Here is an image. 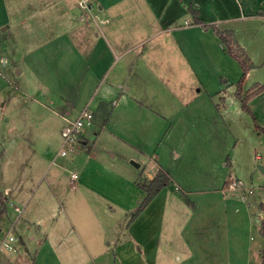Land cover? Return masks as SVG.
Instances as JSON below:
<instances>
[{
  "label": "crops",
  "instance_id": "0c3cea01",
  "mask_svg": "<svg viewBox=\"0 0 264 264\" xmlns=\"http://www.w3.org/2000/svg\"><path fill=\"white\" fill-rule=\"evenodd\" d=\"M263 129L264 0H0V198L24 204L1 264H262ZM123 167L145 197L171 180L103 247L112 180L145 199Z\"/></svg>",
  "mask_w": 264,
  "mask_h": 264
},
{
  "label": "rangeland",
  "instance_id": "374dc122",
  "mask_svg": "<svg viewBox=\"0 0 264 264\" xmlns=\"http://www.w3.org/2000/svg\"><path fill=\"white\" fill-rule=\"evenodd\" d=\"M234 51H235V53H239V51L236 49V47H234ZM96 132L100 133V129H97ZM89 141L93 144L94 138L93 139L92 138H89ZM248 147H250V146H248ZM248 147H247V149H248ZM119 170L122 172V174L124 175V177L126 179H128V180L129 179L131 180L134 177V180L137 182L135 188L137 190H139V189L142 190L143 189V199H144V197L146 195V192L144 190V187L142 185H140V183H139L140 180H138V175H139L138 169H133V171L130 172V171L127 170V168L123 167V169H119ZM101 176H104L105 177V174L103 173ZM112 182H113L112 189H113V191L116 192L117 197L115 199H111V200L106 201V203L107 202L108 203H111L112 204V207L113 208L115 207L114 209H116L117 212L116 213H113V214H109L108 216H104V218H103V219H105V221H107L106 223L109 222L112 225V226L110 225V231L108 232V235H107V237L105 239H104L103 236H100V242H101V245L103 247L104 246L108 247L109 246L108 243L111 242V241H113V244L116 243L118 237L121 238V239L124 238L125 234L128 233V229H127L128 228V225L130 224V222L132 224V222L134 221V219L140 214V212H139L138 214L135 215V213L137 212V209L136 208H138L139 204H141V202H142V199L140 200V198H139L140 202L137 204L138 199H137L136 196H134L135 194H134V191L133 190H125L126 196H123L125 198V200H118V195L120 194L118 191L121 190V185L122 184L118 183L116 180H114V181L112 180ZM144 182H145V180H144ZM248 183L251 186H255V187H258V188H259V185H260V182H258L257 180H254V179L252 181L249 180ZM0 191L2 192L3 189L0 188ZM2 198H3V196H2ZM4 203H5L6 206H8V211H10L9 212V215H10L9 216V219L10 220L7 221V222L8 223L10 222L9 225H10V229L12 230V238L14 237V238L17 239V237H19V236L16 233L22 234V232L19 229V227L17 228V225H16V229H15V225L13 224V222H15L17 220L19 214H18L17 211L14 210V207L10 203H8V202H4ZM81 203L83 205H85L84 202H81ZM120 203H122V204H120ZM130 204H131V206H133V208L130 209V211L128 212L129 215L127 216L126 215V212L124 211V209H123V207L121 205L127 206V205H130ZM14 205L23 208V205L24 204L21 201H16V202H14ZM111 212H113V211H111ZM78 218L80 219L81 217H78ZM0 224H1L0 227H2V225H6L5 222H4V220L2 218L0 220ZM4 227L6 229L7 226H4ZM94 228H97V227L96 226L93 227V230L96 232V230ZM2 236H3V232L0 233V239H1ZM23 237L26 240V236L24 235ZM14 238L11 241H14L15 240ZM117 255H118V253H117ZM118 263L121 264V262H119V261H118Z\"/></svg>",
  "mask_w": 264,
  "mask_h": 264
},
{
  "label": "trees",
  "instance_id": "16d2710c",
  "mask_svg": "<svg viewBox=\"0 0 264 264\" xmlns=\"http://www.w3.org/2000/svg\"><path fill=\"white\" fill-rule=\"evenodd\" d=\"M191 11L194 13L196 21L203 22V20L201 18H199V16H198V10H196L194 7H191ZM217 32L221 36L223 43L226 44L228 51H229V54L231 56H233L234 58H236L243 68V75L241 77V83L239 86V94H240L241 84L244 81L245 77L247 76V73L249 72V70L251 68V62H250L249 58L247 57V55L245 54V52L239 51V53H235L234 46H233L234 40H233L232 35H229L228 33H225V32H221L219 30H217ZM253 93L254 92L246 95L243 98V108L249 112H251V109L248 106V101H249V98L252 96ZM240 96H241V94H240ZM263 131H264V129H263ZM170 180H171V178H170L169 174L166 171H164L163 169H160L158 171L156 177L154 179H152L148 183V185L145 186L148 194L145 197V199L142 201L141 205L137 208V212L135 213V215L138 214L139 212H141L150 203V201L157 195V193L163 187L167 186L170 183ZM4 202H5L4 199L0 198V203H1L0 220H1L2 215L4 214V212L6 210V205ZM263 210H264V207H263ZM261 228H262V233L264 235V218L262 219V222H261ZM262 264H264V250H263Z\"/></svg>",
  "mask_w": 264,
  "mask_h": 264
},
{
  "label": "built area",
  "instance_id": "2783aa9c",
  "mask_svg": "<svg viewBox=\"0 0 264 264\" xmlns=\"http://www.w3.org/2000/svg\"><path fill=\"white\" fill-rule=\"evenodd\" d=\"M81 5H84V2H80ZM86 6V5H85ZM95 114L94 111L89 109V107H85L79 114V116L70 122L69 125H66L63 129V136L64 141L66 144H75L79 143L81 140V134L82 130L85 126H88L94 122ZM67 150H63V153H66ZM238 183L235 182V180L232 181V186L237 185ZM15 209L18 211V213H21L22 209L19 206H15ZM14 238V237H13ZM12 230H6L3 232V236L0 239V263L3 254L14 251V241H16V238H14V241H11L12 239Z\"/></svg>",
  "mask_w": 264,
  "mask_h": 264
},
{
  "label": "water",
  "instance_id": "95a60500",
  "mask_svg": "<svg viewBox=\"0 0 264 264\" xmlns=\"http://www.w3.org/2000/svg\"><path fill=\"white\" fill-rule=\"evenodd\" d=\"M132 162H133L135 165H139V163L136 162V161H134V160H132ZM261 169L264 170V167L261 166Z\"/></svg>",
  "mask_w": 264,
  "mask_h": 264
}]
</instances>
